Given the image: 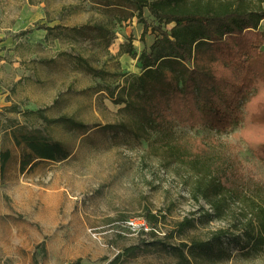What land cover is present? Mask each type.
I'll list each match as a JSON object with an SVG mask.
<instances>
[{
	"label": "rangeland",
	"instance_id": "obj_1",
	"mask_svg": "<svg viewBox=\"0 0 264 264\" xmlns=\"http://www.w3.org/2000/svg\"><path fill=\"white\" fill-rule=\"evenodd\" d=\"M143 31L125 0H0V264H180L178 249L191 264H264L247 238L264 236V165L241 131L144 138L118 104L141 72L125 51L158 37ZM32 135L69 157L23 170ZM150 215L156 232H119ZM203 242L223 255L194 258Z\"/></svg>",
	"mask_w": 264,
	"mask_h": 264
},
{
	"label": "trees",
	"instance_id": "obj_2",
	"mask_svg": "<svg viewBox=\"0 0 264 264\" xmlns=\"http://www.w3.org/2000/svg\"><path fill=\"white\" fill-rule=\"evenodd\" d=\"M125 1L143 23L144 36L149 30L158 33L141 54L125 51L136 56L141 72L131 76L126 98L118 104L134 113L143 137L161 138L173 125L218 134L239 129L264 165V31L260 29L264 0H214L191 6L183 0ZM145 10L157 24L143 18ZM55 29L46 27L48 34ZM29 112L39 114L47 124L66 119ZM25 143L33 156L22 161L23 170L35 158L69 157V152L47 135L27 136ZM1 158L3 162V155ZM148 221L156 223L158 219L150 215ZM247 238L254 241V251L264 245V236ZM215 247L209 242L196 243L191 254L194 258L223 255V250L217 253ZM177 254L180 264H191L182 249Z\"/></svg>",
	"mask_w": 264,
	"mask_h": 264
},
{
	"label": "built area",
	"instance_id": "obj_3",
	"mask_svg": "<svg viewBox=\"0 0 264 264\" xmlns=\"http://www.w3.org/2000/svg\"><path fill=\"white\" fill-rule=\"evenodd\" d=\"M119 232L124 236L147 235L156 232L152 224L142 217H135L123 222Z\"/></svg>",
	"mask_w": 264,
	"mask_h": 264
},
{
	"label": "crops",
	"instance_id": "obj_4",
	"mask_svg": "<svg viewBox=\"0 0 264 264\" xmlns=\"http://www.w3.org/2000/svg\"><path fill=\"white\" fill-rule=\"evenodd\" d=\"M260 29L262 30V31H264V20L261 22V24H260Z\"/></svg>",
	"mask_w": 264,
	"mask_h": 264
}]
</instances>
